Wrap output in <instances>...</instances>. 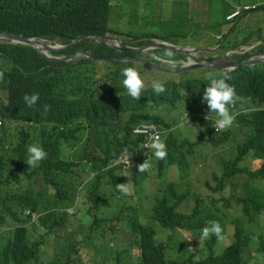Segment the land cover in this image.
<instances>
[{
    "label": "clouds",
    "instance_id": "clouds-1",
    "mask_svg": "<svg viewBox=\"0 0 264 264\" xmlns=\"http://www.w3.org/2000/svg\"><path fill=\"white\" fill-rule=\"evenodd\" d=\"M196 1L201 10L189 0H0V65L9 46L65 72L127 63L124 93L152 103L145 112L154 116L128 128L88 122L62 140L31 123L6 139L0 119V264L13 243L18 264H264V101L242 106L229 84L236 72L264 69V0H222L220 18ZM246 19L250 39H236L235 21ZM53 23L74 34H27ZM192 27L213 29V41L189 39ZM23 99L33 107L39 95ZM63 143L83 145L87 157L47 150Z\"/></svg>",
    "mask_w": 264,
    "mask_h": 264
},
{
    "label": "trees",
    "instance_id": "trees-1",
    "mask_svg": "<svg viewBox=\"0 0 264 264\" xmlns=\"http://www.w3.org/2000/svg\"><path fill=\"white\" fill-rule=\"evenodd\" d=\"M258 9L264 11V3ZM254 14L256 13L251 14L248 18ZM261 14L264 19V12ZM109 15L110 10H107L98 16V20L102 24H106ZM2 18L4 17L0 3V21ZM235 22L236 28L239 21ZM53 24V27L47 29H29L27 34H37L62 42L68 41L69 36L74 34L72 28L59 29L55 23ZM18 28L19 25L13 26V29ZM1 29L8 28L2 27ZM243 39L245 41L250 39L247 33ZM14 51L20 55L21 59L17 56L11 57ZM28 51L32 50L9 46V60L4 58L0 65V69L5 70L0 82V92L12 89L9 96L0 98L2 133L6 139L30 123L33 127L39 125L45 136L62 140V133L65 130L88 122L100 125L108 122L109 119H115L116 123L123 122L128 128L130 123L137 120L139 116L154 117L145 112L150 104L148 101L140 104L139 101L132 100V97L123 91L125 88L121 87L122 81L119 78H121V69L127 63L111 62L112 68L116 72L108 73L99 66L90 68L82 63H72L69 72H65L66 69L61 68L63 62L41 61L35 52L32 51L34 56H31ZM22 71H26L27 75ZM232 80L234 84L231 82L229 84L234 86L237 95L241 98L239 102L242 106H248L251 102L264 101V69L261 68L255 73L244 69L241 72H236L232 76ZM15 89L20 90L16 91ZM143 92L144 94L148 93L149 88L141 93ZM25 94L39 95L35 106L28 107L23 99ZM45 106L48 108L47 111H45ZM167 126L169 127L170 124ZM47 150L50 153H55L58 158L69 154L76 160L82 161L87 157L83 145L77 143L67 145L63 143ZM19 249L20 244L18 243L6 247L5 262L7 264L10 262L18 264L22 258ZM248 252L250 253V250ZM244 261L247 264L248 258L244 257ZM239 263L235 259L229 261V264Z\"/></svg>",
    "mask_w": 264,
    "mask_h": 264
},
{
    "label": "rangeland",
    "instance_id": "rangeland-1",
    "mask_svg": "<svg viewBox=\"0 0 264 264\" xmlns=\"http://www.w3.org/2000/svg\"><path fill=\"white\" fill-rule=\"evenodd\" d=\"M206 3H208V4H210L212 7H213V9H214V14H215V17L216 18H220L219 16H217V14H216V11H217V9L219 8V6H220V4L222 3V0H204ZM189 4H190V6H191V8L193 9V7H194V5H196V9H202L201 8V6H200V3L199 2H197L196 0H189ZM166 9L167 10H169L170 9V7L168 6V3H166ZM189 17H193L194 16V14L192 13V14H190L189 13V15H188ZM214 19V16H213V13L211 14V16H210V21H212ZM193 21H195V23H198V19H196V18H193V19H191L190 20V22L192 23ZM214 23V22H213ZM252 25V22L251 21H249L248 19H246V20H243V21H241V24L240 25H237V28H236V31H235V37H236V39H240V38H242L246 33H247V31L246 30H243V28H245V27H248V26H251ZM255 27H253V29H254ZM195 30H196V28L195 27H192L191 29H190V31L193 33L190 37H189V39H193V40H196V39H198V37H205L206 39H207V42L209 41H213V38H211V36H212V34L214 33V31H213V29H211V28H207V29H204V30H200V31H198V32H195ZM231 36H233L232 34H231ZM157 53H159V54H162L163 56H165L164 54L166 53V52H160V51H158ZM172 53V57H177V54H175V53H173V52H171ZM149 58H150V56H149ZM253 67V66H252ZM256 68H252V70L254 71ZM165 76H171L170 74H166V73H163ZM156 75H158L160 78L162 77V75H159V73H157L156 72ZM185 74H183V75H181V76H184ZM188 75H190V72L188 73ZM157 79V77H154V76H152V78H151V80L152 79ZM175 115V112L174 111H172V112H169V114H165V117H166V119H171L172 118V116H174ZM179 125H182V123H180Z\"/></svg>",
    "mask_w": 264,
    "mask_h": 264
}]
</instances>
